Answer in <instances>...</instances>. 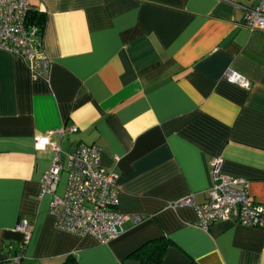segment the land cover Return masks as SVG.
I'll list each match as a JSON object with an SVG mask.
<instances>
[{
    "label": "crops",
    "instance_id": "1",
    "mask_svg": "<svg viewBox=\"0 0 264 264\" xmlns=\"http://www.w3.org/2000/svg\"><path fill=\"white\" fill-rule=\"evenodd\" d=\"M41 14L49 69L31 79L26 60L0 49V260L13 254L20 219L30 224L18 264H139L147 239H168L160 264H264V229L216 220L195 224L190 195L206 199L208 159L247 180L264 204V32L241 25L246 0H28ZM230 69L247 88L228 82ZM74 126L73 131L69 127ZM61 129V134L51 132ZM80 143L117 173L115 225L102 243L58 229L39 177ZM65 171L50 184L62 193Z\"/></svg>",
    "mask_w": 264,
    "mask_h": 264
},
{
    "label": "built area",
    "instance_id": "2",
    "mask_svg": "<svg viewBox=\"0 0 264 264\" xmlns=\"http://www.w3.org/2000/svg\"><path fill=\"white\" fill-rule=\"evenodd\" d=\"M234 2V0H228ZM243 6L241 25L249 31L264 32V0H246ZM28 0H0V49L22 56L30 72L31 79L40 77L49 69L47 57H36L32 47H40V29L35 24H27ZM222 77L240 87L249 86L248 79L237 72L225 69ZM74 126L69 127L73 131ZM51 132L61 134V129ZM47 134L33 137L36 148L49 145L52 156L49 166L39 177V194L48 193V213L56 228L82 236L90 235L102 243L116 235L115 225L124 221L134 222L139 215L115 210L117 202V173L99 164V149L93 143H78L74 149L64 154V165L59 163L58 146L49 141ZM208 163L209 184L205 189L206 199L194 203L190 195H185L169 205L191 204L195 211V224L205 230L216 220L251 225L264 229V204L248 195L247 180L243 177L223 174L219 171V158L210 157ZM65 171L62 193L55 194L50 184L57 178L60 169ZM20 233L16 249L10 256L0 260V264H18L26 244L30 224L20 219L14 226Z\"/></svg>",
    "mask_w": 264,
    "mask_h": 264
},
{
    "label": "trees",
    "instance_id": "3",
    "mask_svg": "<svg viewBox=\"0 0 264 264\" xmlns=\"http://www.w3.org/2000/svg\"><path fill=\"white\" fill-rule=\"evenodd\" d=\"M43 18L41 14L28 12L26 16L27 24H35L40 30L42 28ZM168 239L164 236H157L142 242L138 247L133 249V254L139 261V264H160L162 252ZM61 264H76L71 258L65 257Z\"/></svg>",
    "mask_w": 264,
    "mask_h": 264
}]
</instances>
